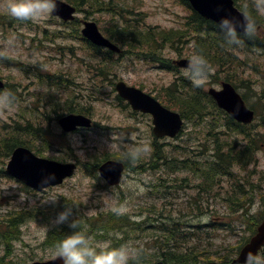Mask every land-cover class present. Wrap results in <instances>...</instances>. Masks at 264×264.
<instances>
[{"label":"rangeland","instance_id":"374dc122","mask_svg":"<svg viewBox=\"0 0 264 264\" xmlns=\"http://www.w3.org/2000/svg\"><path fill=\"white\" fill-rule=\"evenodd\" d=\"M250 1L239 0V3L248 4ZM7 2L8 0H0V13H6L4 6ZM77 8L82 9V11L79 10L76 13L78 19L95 21L103 31V34H107L108 29L111 32L112 23L110 16L118 21L129 19L128 17H130V19H136V22H133L134 25L144 23L145 27L152 26L171 31L173 29H183L186 19L190 17L189 11L181 5L179 0H91L89 4H82ZM50 18L51 16L37 24H32L35 25L32 26L33 29L36 26H43L47 29V34L43 33L41 36L45 48L40 44L37 46L35 44L27 45L17 40V34L24 33V40L28 41L27 37L33 35V32L28 28H18L17 31L4 32L1 31L2 26H0V54L7 56L18 55L26 64L38 65V62H44L47 68H58L60 73L65 69L73 80L79 79L77 81L79 87L85 90H88V88L97 90L94 93L100 101L94 100L91 105L84 103H81V105L88 108V114L94 123L106 126V129L97 126L96 129L90 131L81 130L65 135L63 140H65V143L69 142L71 144L72 152L66 148H62V151H59V145L55 143L50 149L41 142L34 143L35 149H38L39 153L45 158L64 162L75 158L80 163V169L77 170L75 175L60 186L48 188L40 193H26L21 189L22 185L20 183L7 176L0 177V222L6 218L5 215L9 211L24 209L27 213H30V217L20 228L17 240L12 241L13 245L10 246V250L5 252V255L12 256L13 262L42 261L53 258L48 254V249L54 244L52 242H49V245L45 244V237L48 230L53 226L59 227L54 222V219L56 214L63 209L61 204L67 205L66 201L69 203L68 207L73 209V213L84 218H90L99 213L113 210L121 214H129L133 219L137 220H141L147 214L153 215L146 211L151 210L152 205L161 202L158 198L159 193L155 190V184L159 177L166 176L162 168L146 172L144 170L137 172L133 168H128L120 185L111 190L101 188L103 181L98 178L97 173L96 178L86 174L88 169L83 164L99 159L104 155L112 156V158L119 160H125L128 155H137L138 159L144 160L150 153V144L153 140L151 135V117L133 112L128 107H123V104H120L115 99V93H113L111 87L113 82L116 83L117 80H122L127 85L141 88L150 95L156 96L161 103L169 108L180 110L188 115L190 120L184 122V129L178 137L158 140L161 142V148L168 151L169 155L182 159L188 149H200L201 147L197 146L202 141H205L203 146H211L210 137L207 135L209 129L227 131L218 113L214 116L217 118L209 115H206L205 120H202L201 117L193 118V121L199 124L193 130L191 114L195 112H193L194 110L188 111L185 106L187 101H181L182 88L179 86L181 92L176 93V95H171V92L165 91L178 74L174 75L171 71L158 68V66L148 61L149 59L147 58L149 57L139 56L138 54H141V51L138 49L126 50L121 59L115 56L116 62L107 65L97 58H92L86 52L85 46L75 38L78 34L76 32L72 33L70 29L72 26L69 24L67 33L72 34L74 38L63 39L62 43L60 40L59 46H70V49L68 47L63 48V53L76 54V57L63 61L62 55L58 58L54 54L49 56V52L55 51V48H49V45L53 42L51 32L56 31L55 28L57 27L56 23L48 21ZM134 29L142 30L139 28ZM190 39L191 36L188 38V36L183 34L179 43L177 40L175 41L180 48V54L189 53L191 56L193 55L191 43L188 44ZM55 47L58 46L56 45ZM42 52L47 56L43 55ZM180 54L174 52L171 48H167L164 52V57L170 61L185 58V56H180ZM237 57H240L242 61L237 60ZM222 58L225 59V57ZM234 58H228L232 59V64L229 67L230 75L238 85V90L246 95L248 103L257 111L256 119L252 125L253 129H255L254 131L264 136V56L235 53ZM90 62L92 64L89 65ZM224 63L223 61V65ZM179 70L181 75L186 76L184 69L180 68ZM222 71L221 73L223 74L226 70L222 69ZM102 74L106 79L108 78L105 85L99 79V75ZM0 75H4L10 83L11 81L17 83L22 88V92L30 95L27 100L15 102L10 108L0 107L1 134L7 130V127L2 128L4 123L12 124L13 121L18 120V115L19 118L21 116L35 118L44 100L43 95L53 91L42 92V84L38 81H30L27 78L28 73L25 74L17 69L6 67L1 63ZM225 75L223 74L220 77H225ZM218 76V73L213 77L209 76L203 83V88L206 90L210 86L217 87L220 81ZM66 99L67 104H70L66 95L61 97V101ZM200 115L202 116L203 114ZM44 128H46V123L42 125V129ZM57 129H54L52 137L59 140L57 137L59 129ZM238 138L240 137L228 132L227 137L221 140L219 146L229 152L230 147H234V141H237ZM129 161L131 165L133 162H137ZM6 162L5 159L3 164H0V168H4ZM235 170L238 172L239 182L242 183L241 187H244L245 190L244 194H239L238 188L234 187V196L236 198H251L253 206L257 201L259 202L255 212L252 210L253 206L249 209V213L252 216L243 214V217L248 219L246 222L248 225L244 224L247 230L250 223L257 221L264 213V148L254 154L250 166L237 163ZM175 176L182 177L184 174L173 175V177ZM185 177L188 186L172 192L176 198L169 200L173 203L172 206L167 205L172 211L171 213H174L175 219L185 221L194 217L192 219L193 222L207 224L210 219L215 222V218L218 217L224 226L236 222V229H239L240 225L243 224L241 215L231 213L236 206L230 205L224 200L226 192H231L230 184L219 183V187L217 186L215 190L209 193L211 196L200 192L203 203L202 213L206 212L198 215L194 204L190 206V202H193L194 197H198L196 193L198 175L190 172ZM224 181L226 180L224 179ZM212 195L217 197L209 198V206L207 207L206 199L212 197ZM53 199H55V203L52 202ZM188 199H190V202L186 204ZM35 208H41V212L50 213V216L48 214H41L42 216L34 214ZM118 220L122 222L120 225L124 232L129 230L130 224L125 218L118 217ZM220 228L221 230H218L219 232L213 241L215 244H219L216 246L212 244L209 249L223 253L233 248L230 252L231 254L242 240L241 237L244 231L241 230L240 236L224 231L223 227ZM69 232L67 230L66 234ZM92 237L98 242L111 240L113 246L123 243L119 238H106V234L102 230L95 231ZM129 242L134 247V245L142 246L145 240L138 238ZM202 242L206 245L204 236ZM1 253L2 245L0 244Z\"/></svg>","mask_w":264,"mask_h":264},{"label":"water","instance_id":"95a60500","mask_svg":"<svg viewBox=\"0 0 264 264\" xmlns=\"http://www.w3.org/2000/svg\"><path fill=\"white\" fill-rule=\"evenodd\" d=\"M194 9L207 19H211L218 23L222 16H231L237 20H242L244 16L237 12L233 7L231 0H190ZM74 8L64 2H57V7L53 14L58 15L64 20L72 19ZM242 30V29H241ZM82 33L96 45L108 47L114 51L118 49L103 38L98 32L95 23L86 22ZM186 61L177 62L178 66H186ZM224 90L215 92L209 90V93L215 98L218 105L228 111L235 119L241 122L251 121L253 114L245 108L242 101L234 93L229 85H223ZM1 87V83H0ZM119 95L127 99L134 109H140L143 112H149L153 116L154 132L156 135L167 134L174 136L181 127L180 116L176 113L169 112L159 105L149 95L144 94L140 90L127 87L122 82L116 85ZM60 126L64 130H73L76 126H89L90 120L84 116L68 115L59 120ZM73 164H61L54 161L38 159L28 150L24 148H17L12 153L11 159L7 165L6 172L27 185L36 189L58 184L66 176H70L73 171ZM122 165L118 162H105L101 168V174L110 183L118 182ZM49 172L55 173V180L42 183V179ZM264 245V220L258 227L257 233L252 236L247 244H245L239 251V255L233 260V263L243 264L246 254L251 251L257 253ZM31 264H62L60 258H55L46 262H33ZM208 264H216L210 262Z\"/></svg>","mask_w":264,"mask_h":264},{"label":"clouds","instance_id":"9594fccd","mask_svg":"<svg viewBox=\"0 0 264 264\" xmlns=\"http://www.w3.org/2000/svg\"><path fill=\"white\" fill-rule=\"evenodd\" d=\"M57 2L58 0H8L4 11L17 20L39 23L54 12ZM251 3L257 15H264V0H251ZM217 27L227 46H239L243 42L240 30H243L244 35L252 36L257 31V22L249 16L237 20L226 15L220 18ZM210 71L205 57L196 52L189 58L184 74L194 86L200 87L209 78ZM14 103L15 97L11 91L0 90V107L10 108ZM55 178V173L49 172L43 177L42 183L47 184ZM52 202L55 203V199ZM258 206L257 201L253 206V212ZM72 216L73 209L64 207L54 219L57 225L67 223L72 229L48 249V254L54 258H60L62 264H130V261L135 258L137 249L132 246L131 242L113 246L111 240L95 241L78 221L70 219ZM235 255L238 256L239 253ZM243 264H264V252L249 251Z\"/></svg>","mask_w":264,"mask_h":264},{"label":"trees","instance_id":"16d2710c","mask_svg":"<svg viewBox=\"0 0 264 264\" xmlns=\"http://www.w3.org/2000/svg\"><path fill=\"white\" fill-rule=\"evenodd\" d=\"M66 1H68V2L74 1V3L77 1L76 3H81L78 0H66ZM249 15L253 19L256 20L257 24H258V20L259 21L261 20V18L259 16H257V14H255V13L254 14L250 13ZM198 22H199V25L197 28L198 34L209 35L210 33L213 32V30H215V26L212 25L210 22L204 21L202 19H200ZM161 32H162V34L160 33V43L159 44H157L156 42L149 41L150 39H146L145 45L149 51H153L151 53H154V51H157V55H155V57H154V62H157L158 64H161L162 66H169V65H167V64H169L168 61L163 60L161 52L164 50L165 45L168 43V41H166V39L170 38V34H169L170 32L167 33L165 30H163ZM117 35H118L119 41H121L120 42L121 44H123V43L132 44L135 42L134 38H132L131 41L128 39L127 32H125V30L119 32ZM133 36H134V34H133ZM216 38L219 39L223 44H225L223 37L221 38V37L217 36ZM244 40L248 43L253 44L254 46H256V48L261 45V41H259L260 39L258 37H256L255 34L252 36H246L245 35ZM183 81L187 85V81L185 79ZM203 96H204V93H202V97ZM182 98H185V97L182 96ZM200 99H201V96L194 97L193 98V106L196 108L199 107L198 109L201 110V107L199 105ZM181 101H185V100L182 99ZM185 104H186V102H185ZM198 109H197V112H199ZM15 127L17 129L21 130V134L27 133V131L25 129H23L22 126L16 125ZM19 137H20V133H18V131L15 130V133H13L12 137L0 138V151L3 148H5L7 151V154H8L13 147H15L17 145L24 144L25 141L20 140ZM212 175L215 176V169H213ZM26 218H27V214H25L24 212H16L15 214H12L11 216L7 215L6 218L0 223V235H1V239H2L3 243L6 246L5 250H7V251L10 250V243L9 242L18 236L19 227L25 221ZM101 222H102V225H101L102 227L109 226L110 224H112V225L113 224H117V225L122 224V222L120 220H113V222H108V221H101ZM61 227H62V229L60 231H51L48 234V240L52 241V243L53 242L56 243L58 240L63 238V236H65L67 230L72 231V229H70L68 227V225H62ZM120 241H122V239H120ZM178 254H177V256L179 257V259L177 258V256L175 257L172 255V253H169V252H164L161 254L158 253V255L156 256V259L158 260V263H160V264H185V262L187 261L186 256L178 255ZM225 256L228 258V255H225ZM225 256L223 257V260H225ZM0 261L1 262L4 261V258L1 257Z\"/></svg>","mask_w":264,"mask_h":264}]
</instances>
